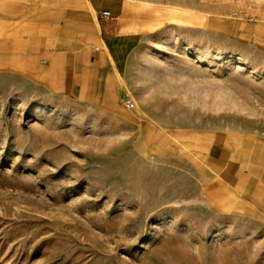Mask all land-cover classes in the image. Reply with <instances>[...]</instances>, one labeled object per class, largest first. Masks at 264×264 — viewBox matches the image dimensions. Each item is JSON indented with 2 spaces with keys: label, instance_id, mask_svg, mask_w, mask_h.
Listing matches in <instances>:
<instances>
[{
  "label": "rangeland",
  "instance_id": "374dc122",
  "mask_svg": "<svg viewBox=\"0 0 264 264\" xmlns=\"http://www.w3.org/2000/svg\"><path fill=\"white\" fill-rule=\"evenodd\" d=\"M161 1L221 15L224 49L161 31L109 109L0 70V264H264V211L202 169L203 136L264 135V45L232 37L264 0Z\"/></svg>",
  "mask_w": 264,
  "mask_h": 264
},
{
  "label": "crops",
  "instance_id": "0c3cea01",
  "mask_svg": "<svg viewBox=\"0 0 264 264\" xmlns=\"http://www.w3.org/2000/svg\"><path fill=\"white\" fill-rule=\"evenodd\" d=\"M103 11L109 14L101 17ZM261 23L237 26L233 40L264 45ZM163 30L224 49L225 19L186 3L0 0V70L53 96L107 109L125 96L129 67L145 41ZM202 148L212 192L231 207L264 211V135L217 132L203 136Z\"/></svg>",
  "mask_w": 264,
  "mask_h": 264
},
{
  "label": "built area",
  "instance_id": "2783aa9c",
  "mask_svg": "<svg viewBox=\"0 0 264 264\" xmlns=\"http://www.w3.org/2000/svg\"><path fill=\"white\" fill-rule=\"evenodd\" d=\"M109 13L107 12V11H103L102 12V14L100 15L101 17H105V16H107ZM124 104L128 107V108H134V103L130 100V99H128V98H126V99H124Z\"/></svg>",
  "mask_w": 264,
  "mask_h": 264
},
{
  "label": "bare ground",
  "instance_id": "6f19581e",
  "mask_svg": "<svg viewBox=\"0 0 264 264\" xmlns=\"http://www.w3.org/2000/svg\"><path fill=\"white\" fill-rule=\"evenodd\" d=\"M125 105V104H124ZM126 106V105H125ZM127 107V106H126ZM128 108V107H127ZM129 109H131V108H129ZM147 194V193H146Z\"/></svg>",
  "mask_w": 264,
  "mask_h": 264
}]
</instances>
